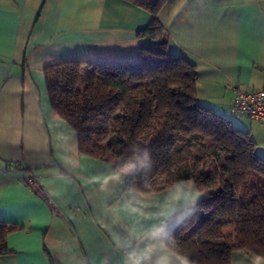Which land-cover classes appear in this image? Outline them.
Instances as JSON below:
<instances>
[{
  "label": "crops",
  "instance_id": "1",
  "mask_svg": "<svg viewBox=\"0 0 264 264\" xmlns=\"http://www.w3.org/2000/svg\"><path fill=\"white\" fill-rule=\"evenodd\" d=\"M158 19L167 52L196 67L203 105L231 111L237 91L264 88V0H168ZM150 21L128 0H0V223L13 228L0 264H133L149 250L143 264H157L205 199L193 180L126 190L127 173L82 153L51 104L46 67L137 63ZM248 121L237 127L264 157V124ZM230 264L264 259L234 251Z\"/></svg>",
  "mask_w": 264,
  "mask_h": 264
},
{
  "label": "trees",
  "instance_id": "2",
  "mask_svg": "<svg viewBox=\"0 0 264 264\" xmlns=\"http://www.w3.org/2000/svg\"><path fill=\"white\" fill-rule=\"evenodd\" d=\"M128 1L151 14L140 38L156 47L142 46L134 64L46 67L52 106L77 132L82 153L127 173L126 190L195 181L206 197L167 242L190 264H230L234 251L264 259V157L247 132L199 101L196 67L167 52L158 18L168 0ZM103 89L118 99L99 105ZM12 229L0 223V256L10 252Z\"/></svg>",
  "mask_w": 264,
  "mask_h": 264
},
{
  "label": "built area",
  "instance_id": "3",
  "mask_svg": "<svg viewBox=\"0 0 264 264\" xmlns=\"http://www.w3.org/2000/svg\"><path fill=\"white\" fill-rule=\"evenodd\" d=\"M231 111L238 117L264 124V88L257 91H237L232 101ZM32 184V179H27Z\"/></svg>",
  "mask_w": 264,
  "mask_h": 264
},
{
  "label": "rangeland",
  "instance_id": "4",
  "mask_svg": "<svg viewBox=\"0 0 264 264\" xmlns=\"http://www.w3.org/2000/svg\"><path fill=\"white\" fill-rule=\"evenodd\" d=\"M153 45L154 46L152 48H155L156 43H154ZM117 99H118V97L115 96L114 92L110 91L109 89H103L101 92V95L98 99V103H99V105L101 104V105L105 106L108 102L114 103V100L116 101ZM219 114L222 115L223 117H225L227 120H229L233 127H237L239 125H242L244 122H249L248 119H244V118H240V117L238 118L234 113H232V111H230L229 109H226V108L223 109V111H220ZM250 121H252V120H250ZM237 128H239V127H237ZM209 170H211V172H212V169H209ZM161 182H162V180H161Z\"/></svg>",
  "mask_w": 264,
  "mask_h": 264
},
{
  "label": "clouds",
  "instance_id": "5",
  "mask_svg": "<svg viewBox=\"0 0 264 264\" xmlns=\"http://www.w3.org/2000/svg\"><path fill=\"white\" fill-rule=\"evenodd\" d=\"M151 250L144 253L141 256L134 257L133 258V264H143V260L146 258V256L150 253ZM170 255L162 256L158 259L157 264H173L172 257L176 256V253L169 249ZM181 264H190V261L187 258H184L181 260Z\"/></svg>",
  "mask_w": 264,
  "mask_h": 264
}]
</instances>
